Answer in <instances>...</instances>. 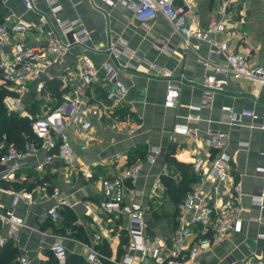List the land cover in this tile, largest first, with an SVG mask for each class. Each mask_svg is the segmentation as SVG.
Wrapping results in <instances>:
<instances>
[{
  "label": "crops",
  "instance_id": "1",
  "mask_svg": "<svg viewBox=\"0 0 264 264\" xmlns=\"http://www.w3.org/2000/svg\"><path fill=\"white\" fill-rule=\"evenodd\" d=\"M182 1L190 6V14L196 16L195 21L202 28L212 17L223 23L226 31L211 34L217 43H226L229 50L238 51L252 62L264 66V0H239L238 4H232L225 11L223 0ZM58 4L62 9V19H79L90 32L92 51L89 55L94 65L100 68L103 63L114 64L116 79L125 87L126 96L112 109L110 102L102 98L104 90L112 89V85L107 84L104 88L99 83L94 84L91 95L102 106L99 117L87 115L94 131L93 140L85 144L75 135L73 128L67 130L75 157L78 162L91 167L92 180H85L79 172L64 170L60 162H55L49 169L47 167L43 180H40L34 165L44 159L45 152L38 148L35 157L31 158L30 168L24 172L22 183L10 185L14 191L24 189L31 192L35 203L27 204L20 200L13 207L12 196L0 193V210L13 209L24 222L19 243L17 246L10 243L17 250L16 261L23 254L29 256L31 264H44L47 260L45 247L51 234L68 237L64 242L67 251L82 258L83 248L74 241L87 240L86 236L96 230L89 226V222L90 215L98 213L97 206L101 198L98 178L118 174L126 160L129 161L139 151L147 152L152 146L165 148L176 161L190 165L198 153L205 159L225 153L230 159L231 173L241 185V230L199 254L196 258L199 264H242L246 258L264 254V238L259 237V234H264V204L258 206L251 201L255 195L264 198V129H261L264 125V86L260 87L247 79L227 76L224 90L214 95L209 106H202L203 89L200 83L209 74L202 64L203 59L223 63V57L215 55L207 43L190 39L191 47L186 49L181 37L160 14L148 24L141 25L134 19L133 12L119 0H58ZM0 11V21L9 18L32 26L31 31L18 38L26 47L45 45L50 40L51 37L35 29H45V23L52 22L49 8L44 2L36 3L29 10L23 5V0H0ZM159 41L166 44L164 50L155 49L154 45ZM109 44L119 52L117 63L103 52ZM79 53L77 49L72 50L63 56V65L54 62L46 73L53 76L65 66H75L81 55ZM51 57L55 59L54 55ZM10 58L6 46L5 59ZM162 70H168L170 77H163ZM40 80L45 83L43 93L34 96L33 85L29 92V99L37 104L43 96L47 97L44 101L50 98L49 95L56 96L47 86V76L42 75ZM168 85L179 87L175 107L164 105ZM242 110H253L257 118L240 116ZM107 112L119 118L126 114L132 116L137 127L135 133L129 135L126 130L119 133L106 129L105 125L110 122V118L105 115ZM123 112H126L124 116L116 115ZM178 124L191 128L197 139L190 140L182 135L173 137V127ZM208 132L223 134L225 147L213 150L210 154L204 152L201 139ZM33 142L27 141L23 148ZM172 171L173 168L165 163L164 157H158L154 164H145L135 186L134 198L147 205L153 204L152 198L159 195L163 199L154 214L163 215L173 209L169 214L172 215L175 205L168 195L165 191L153 194L151 187L155 176H166ZM43 182L47 183L46 190L42 187ZM209 183L207 186L212 187L213 184ZM39 190L44 194L42 197L35 193ZM53 192L62 198L79 202L72 208H61L56 223L46 216L47 209L55 203L50 196ZM163 205L166 210L160 211ZM156 227L155 233L161 234V230ZM1 232L5 234L6 227H2ZM193 238H189V241Z\"/></svg>",
  "mask_w": 264,
  "mask_h": 264
},
{
  "label": "built area",
  "instance_id": "2",
  "mask_svg": "<svg viewBox=\"0 0 264 264\" xmlns=\"http://www.w3.org/2000/svg\"><path fill=\"white\" fill-rule=\"evenodd\" d=\"M119 1L133 12V17L139 24L146 25L160 14L181 37L186 49L191 47L190 39H196L207 43L215 55L223 57V63L203 59L202 64L209 74L200 83L203 89L202 106H209L214 95L224 90L227 76L233 79H247L260 87L264 86V66L252 62L238 51L229 50L226 43H217L211 37V34L226 31L220 20L212 17L207 21L205 28H202L195 21L196 16L190 14V6L182 0ZM38 2H44L48 6L52 17L51 23H45V29L35 28L51 37L45 45L26 47L18 40L32 30L30 24L9 18L0 21V85L6 88L2 105L7 113L27 120L34 140L23 149L0 143V183L5 184L0 185V193L12 196L13 207L20 200L27 204L35 203L31 192L24 189L14 191L10 185L22 183L24 172L30 168L31 158L35 157L38 148L45 152L44 159L34 165L40 180H43L46 168L49 169L55 162H60L64 170L79 172L85 180H92L94 176L91 167L77 161L67 130L73 128L75 135L85 144L93 140L94 131L87 115L99 117L102 106V103H98L91 95L94 84L99 83L104 88L107 84L112 85V89L104 90L102 95L103 99L110 102L112 109L126 96L125 87L116 79L114 64L103 63L100 68L94 65L89 55L92 51L91 34L80 20L62 19L58 0H23V5L32 10ZM239 2L223 0V10H228L232 4ZM6 46L10 60L5 59ZM154 47L161 51L166 48V44L159 41ZM74 49L79 50L81 54L75 66H65L53 76L46 73L54 62L63 65V56ZM103 52H108L109 58L112 54L115 60L119 53L112 44ZM51 55H54L55 59H52ZM161 74L163 77L171 75L168 70H162ZM42 75H46L49 82L59 85V95H49L54 101L50 98L44 101L47 97L43 96L37 104L29 99L30 86L33 85L34 96H40L45 89V83L40 80ZM178 96L179 87L168 85L164 98L165 107H175ZM105 115L110 118V122L105 125L106 129L119 133L126 130L129 135L135 133L137 127L129 114L121 118L110 116L109 112ZM240 116L257 118L253 110H242ZM230 119L233 120L231 117ZM261 129H264V125ZM172 133L173 137L182 135L190 140L197 139L195 132L186 125H175ZM201 143V149L210 154L213 150L223 149L226 139L223 134L208 132L201 139ZM166 152L165 148L152 146L143 159L135 157L131 161L126 160L118 174L98 178L101 194L97 206L98 213L91 214L89 222V226L95 227L96 230L86 236L87 240L74 241L83 248L84 264H199L196 260L199 254L219 245L231 234L241 230L242 190L239 181L231 173L229 157L221 153L217 157L205 159L198 153L191 163L197 180L191 184L175 208L176 229L168 237L155 233L153 214L163 198L155 195L157 198H152L153 204L143 205L134 198L135 186L143 166L154 164L156 159L164 157ZM208 182L213 186H207ZM46 184L43 182L42 186L45 190ZM151 187L153 194L165 191L161 174L155 176ZM45 190L43 189L44 192ZM35 193L41 197L44 195L40 190ZM50 196L55 203L47 209L46 216L52 223H56L60 218L61 208H72L79 203L62 198L57 192ZM251 201L258 206L264 204L262 195L253 196ZM2 227H6L5 234L1 232ZM23 227V219L17 216L13 209H1L0 248L7 243L17 246ZM192 236L194 240L189 241ZM259 237L264 238V234H259ZM68 239L60 234L49 235L45 248L57 264H66L71 255L64 245ZM102 245L110 248V256L102 252ZM17 263L31 264V259L22 254L17 258ZM242 264H264V254L246 258Z\"/></svg>",
  "mask_w": 264,
  "mask_h": 264
},
{
  "label": "trees",
  "instance_id": "3",
  "mask_svg": "<svg viewBox=\"0 0 264 264\" xmlns=\"http://www.w3.org/2000/svg\"><path fill=\"white\" fill-rule=\"evenodd\" d=\"M1 12V11H0ZM47 86L52 90L55 95H59V85L55 82H48ZM6 95V88L4 86H0V143L4 142L5 144H12L16 146L18 149H22L27 141H34L30 128L28 126L27 120L17 118L14 114L7 113L2 105V99ZM126 112L121 113L117 116H121ZM127 115V114H126ZM3 136L5 139H3ZM140 153H135V156L129 158V161L132 158L140 157L144 158L146 151H139ZM165 163L168 166L173 168L172 173L166 176H161V180L165 186V193L168 195L170 201L176 206L183 198L186 191L189 189L191 184H193L197 177L192 170L190 164L182 163L176 161L172 156H170L167 151L165 156ZM153 221L155 226L161 230V234L163 236H170L174 230L176 229L175 222V212L172 215H153ZM102 252L106 256H110V251L106 245H102ZM45 256L47 258L44 264H57L54 257L48 250H45ZM18 253L16 248H13L11 244L7 243L0 249V264H18L16 261ZM66 264H84L83 260L78 255H70L67 259ZM104 264H111L109 262H105Z\"/></svg>",
  "mask_w": 264,
  "mask_h": 264
},
{
  "label": "rangeland",
  "instance_id": "4",
  "mask_svg": "<svg viewBox=\"0 0 264 264\" xmlns=\"http://www.w3.org/2000/svg\"><path fill=\"white\" fill-rule=\"evenodd\" d=\"M164 207H165V205H163V207L160 208V211H165L166 208H164ZM169 210H170V211H168V212H164L163 215H164V216H167V215L171 214V212H172L173 209H169ZM156 226H157V225H156ZM157 227H158V226H157ZM157 227H156V228H157Z\"/></svg>",
  "mask_w": 264,
  "mask_h": 264
},
{
  "label": "water",
  "instance_id": "5",
  "mask_svg": "<svg viewBox=\"0 0 264 264\" xmlns=\"http://www.w3.org/2000/svg\"><path fill=\"white\" fill-rule=\"evenodd\" d=\"M107 54L109 55L108 52H107ZM111 58L114 60L115 63H117L116 60H115V57L112 54H111Z\"/></svg>",
  "mask_w": 264,
  "mask_h": 264
}]
</instances>
